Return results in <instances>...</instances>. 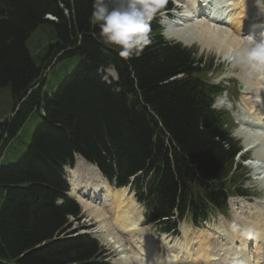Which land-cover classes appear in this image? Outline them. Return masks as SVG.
<instances>
[{
  "label": "trees",
  "instance_id": "1",
  "mask_svg": "<svg viewBox=\"0 0 264 264\" xmlns=\"http://www.w3.org/2000/svg\"><path fill=\"white\" fill-rule=\"evenodd\" d=\"M140 2L149 15L168 6L167 0ZM93 3L0 0V87L10 86L14 109L0 119V158L31 114L45 115L25 153L16 162L0 163V264H106L90 261L98 247L89 236L61 237L69 216L79 212L64 195L63 167L74 153L116 186L152 170L153 177L137 178L133 189L144 203L145 220L168 226L175 210L179 218L188 211L195 221L208 205L224 210L238 180L237 173L230 174L237 147L224 127L228 114L211 107L218 87L191 78L212 62L193 66L192 50L164 40L152 19L150 42L138 55L121 56L90 24ZM43 23L53 28L55 39L36 65L26 40ZM68 56L78 59L76 66L54 91L45 92L42 72ZM109 66L118 80L107 84L99 70Z\"/></svg>",
  "mask_w": 264,
  "mask_h": 264
},
{
  "label": "bare ground",
  "instance_id": "2",
  "mask_svg": "<svg viewBox=\"0 0 264 264\" xmlns=\"http://www.w3.org/2000/svg\"><path fill=\"white\" fill-rule=\"evenodd\" d=\"M197 1H184L183 13L169 23L172 27L166 31V37L187 46L198 42L201 49H213L221 56L230 55L232 61L238 63L241 69L239 78L242 82L240 112L246 113L248 118L255 122L256 125L250 130L258 134L256 137L264 140V61L255 62L246 56L253 40L264 38V30L257 34L259 27L264 25V0H213L211 7L206 9L209 15L214 16L212 19L196 6ZM223 102L225 103H218ZM236 135H244L243 138L247 139V146L250 147L246 132L236 131ZM255 155L259 157L258 153ZM67 176L70 181V196L98 223L96 236L105 239L117 252L115 264L264 262V216L256 215L252 221L245 220L243 208H247V204L243 201H231L237 225H231L232 228L229 226V230H196L191 232L190 236L188 231L182 228L183 239L177 237L171 244L169 236L163 235L160 238L161 244L157 246L152 229L142 225L141 205L126 187L115 188L110 185L97 167L80 155H74V164L67 168ZM78 187L90 189V194L77 192ZM249 210L250 208L246 209L248 217L251 214ZM215 238L219 242L216 251L206 249V241ZM167 249L169 253L163 254ZM246 251L252 252V255L245 258L241 252Z\"/></svg>",
  "mask_w": 264,
  "mask_h": 264
},
{
  "label": "rangeland",
  "instance_id": "3",
  "mask_svg": "<svg viewBox=\"0 0 264 264\" xmlns=\"http://www.w3.org/2000/svg\"><path fill=\"white\" fill-rule=\"evenodd\" d=\"M213 3H214V1H212V4ZM54 39H55V32H54L53 28L47 23H43V24L38 25L35 28V30L30 34V36L27 38L26 47H27L28 52L30 53V55H31V57L34 60L36 65H41L42 58L45 56V53L47 51V46ZM194 43H197V44H193V45H191V47L194 46V47L198 48V55L202 54L204 59H206V61L209 60L212 56H214L215 62H216L215 64L216 65L219 64V66H217L210 73H207L205 75V77L207 79H209L212 83L219 82V79L221 78V76L225 72H226V74H224V75H226V76L232 75V78H233V76H235L239 79V81L236 79L225 80L223 83V88L225 89V94L228 95V97H230L231 99L233 98V100L236 102L237 107L239 106L242 108L241 96L239 95V92L236 89L237 84H239V83L242 84V82L238 76L240 74V71H241V69L237 65L238 63L233 62L232 57H230V55H228V56L226 55L227 57L231 58V63H228L227 61H224V58H225L224 56H221V54L217 53L213 49L205 48V50H203V49H201L198 42H194ZM77 62H78V59L74 56L73 57H71V56L62 57V58H59L57 60L54 59L52 61V63L49 64L48 67L42 72L41 77H42V79L44 78L43 90L45 92L54 91L57 88L61 79L65 76L66 71L72 70L74 68V66H76ZM220 62H222V63L220 64ZM234 65H236V66H234ZM104 73L106 74L107 79H109V78L113 79V77L115 76V73L112 69L105 70ZM218 107L223 108V107H227V105L224 102L222 104L218 103ZM12 109H13V97L11 94L10 86L5 85L3 87H0V119L3 120L4 118L10 116V114L12 115V113L14 111V109L13 110ZM223 110H225V109H223ZM38 113L34 112L33 114H31V116L25 122V124L23 125V127L21 128V130L19 131L17 136L14 137L12 139V141L8 144V146L4 149L3 154L0 158L1 164L16 162L25 153V151H26V149H27V147L31 141L33 131L42 121L41 116L43 113L41 111ZM254 133H255V135H258L255 131H254ZM240 137H245V136L241 135ZM256 139L259 140L260 146H264V140H262V138H259V136H257ZM243 140H244V145L247 146V142H246L247 139L245 140V138H244ZM248 140H249V137H248ZM249 141H250V143L252 142L251 140H249ZM250 147H251V151L253 152V155L256 156L255 154L257 153V149H256L255 145L252 146V144H250ZM73 200H75V199H73ZM240 201H243L248 205L247 200L242 199ZM248 201H251V202H249V204H251V205H254L255 203L259 202L257 199L254 202H252L253 201L252 199H248ZM78 205L81 209L80 204H78ZM257 208H259V209H257ZM257 208L256 207H255V209L251 208V209H253L252 212H251V209L249 210L252 213V214H249V217H248V214H247L246 209H245V211H244L245 213L243 214L245 217L244 219L247 221H252L253 218L256 217V215L258 217H261V215L264 216V205L259 206ZM261 210H263V212H261ZM83 215L86 216L85 213H83ZM223 216H224V221L221 224H219L218 221H216L217 216L214 215V217L211 219V227H213L215 225V228L221 227L225 230H229V226L237 225V221H236L235 214L233 211H228ZM87 217H89V216H87ZM187 219H184L185 224L188 222ZM70 221H71L72 226H71V229H69V233H70V231L72 233H76V231H78V230H79V232H83L85 230L81 229V228L95 227L97 225L95 223L91 226L81 227L83 225L92 223V220H89V221L74 220L73 217H70ZM233 226H231V228ZM73 228H75V229H73ZM153 229H154V235L157 238L156 244L159 245L158 230L156 229V227H153ZM90 230H92V229H90ZM196 230H206V229L196 228V229H193L191 232L194 233V232H196ZM206 231H211V230H206ZM71 235H73V234H66L63 236L65 237V236H71ZM95 235H96V233H95ZM97 237H99V236H97ZM98 239H99V243L101 245H105L103 247L109 248V246H108L109 243H107V241L105 239H101V238H98ZM210 240L206 241L207 246L210 245V242H209ZM104 243H107L108 245H106ZM213 243L216 244V242H214V241H213Z\"/></svg>",
  "mask_w": 264,
  "mask_h": 264
},
{
  "label": "clouds",
  "instance_id": "4",
  "mask_svg": "<svg viewBox=\"0 0 264 264\" xmlns=\"http://www.w3.org/2000/svg\"><path fill=\"white\" fill-rule=\"evenodd\" d=\"M151 18L140 0H94L89 22L99 28L104 43L116 46L121 56L130 57L150 42ZM246 56L255 62L264 61V38L253 40Z\"/></svg>",
  "mask_w": 264,
  "mask_h": 264
},
{
  "label": "water",
  "instance_id": "5",
  "mask_svg": "<svg viewBox=\"0 0 264 264\" xmlns=\"http://www.w3.org/2000/svg\"><path fill=\"white\" fill-rule=\"evenodd\" d=\"M241 88V86H239V89ZM131 188H129V190H130Z\"/></svg>",
  "mask_w": 264,
  "mask_h": 264
}]
</instances>
